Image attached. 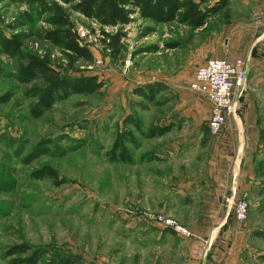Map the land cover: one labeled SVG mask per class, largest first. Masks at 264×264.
<instances>
[{
	"label": "rangeland",
	"instance_id": "rangeland-1",
	"mask_svg": "<svg viewBox=\"0 0 264 264\" xmlns=\"http://www.w3.org/2000/svg\"><path fill=\"white\" fill-rule=\"evenodd\" d=\"M27 9L0 0L1 33L19 34L23 44L17 55L0 46V264H12L17 255L7 253L17 246L30 248L26 257L33 248H43L47 258L56 251L78 256L77 264H140L144 250L138 230L146 220L155 222L165 202L155 186L171 171V164L160 162L154 151L187 125L191 130L193 121L205 119L191 107L198 104L200 113L199 97L207 98L190 85L208 29L137 20L126 27V50L114 59L102 42L101 27L73 13L94 54L93 61L73 62L46 38L51 28L47 16L30 23ZM229 10L211 17L208 27L223 25ZM32 58L62 77L95 75L104 85L93 93L59 89L53 106L42 110L40 101L54 76L46 68L27 70ZM155 81L165 88L154 101L134 92ZM125 132L137 141L126 143L132 161L112 154L116 138ZM46 166L57 177L35 178ZM259 179L264 181L263 170ZM245 199L248 218L236 221L257 228L252 242L264 251V187ZM259 260L264 264V256Z\"/></svg>",
	"mask_w": 264,
	"mask_h": 264
},
{
	"label": "crops",
	"instance_id": "crops-1",
	"mask_svg": "<svg viewBox=\"0 0 264 264\" xmlns=\"http://www.w3.org/2000/svg\"><path fill=\"white\" fill-rule=\"evenodd\" d=\"M219 1L209 0L211 5L203 7ZM227 8L223 25L210 28L207 22L197 28L208 30L195 65L211 58H242L248 69L246 88L220 135L210 137L204 120L210 118L211 102L199 97L201 112L198 104L191 111L205 119L158 144L154 152L159 161L171 164L169 176L155 186V192L165 195L159 213L176 217L193 235L146 220L138 230L144 250L140 264H263L264 251L252 242L257 228L237 223L234 207L264 187L259 179L264 171V0H228L213 16Z\"/></svg>",
	"mask_w": 264,
	"mask_h": 264
},
{
	"label": "trees",
	"instance_id": "trees-1",
	"mask_svg": "<svg viewBox=\"0 0 264 264\" xmlns=\"http://www.w3.org/2000/svg\"><path fill=\"white\" fill-rule=\"evenodd\" d=\"M27 6L25 16L28 22L33 23L43 16L51 28L45 36L52 43L62 48L71 61H93L94 54L87 39L81 36L73 13L83 15L96 22L101 27L102 42L110 50L111 56L116 59L126 50V27L137 20H152L157 23L178 21L181 24L201 28L207 24L210 17L218 13L227 4L228 0H220L213 6L203 7L209 0H13ZM136 15V17H133ZM107 28H115L108 31ZM0 46L5 52L17 55L22 50V41L19 34L6 36L0 31ZM155 48V47H154ZM150 50V49H147ZM46 68L54 76L50 86L46 89L40 101L42 110L50 109L56 99V92L61 89L75 93H93L103 87L104 82L95 75L90 77H62L55 74L56 70L45 63L32 58L27 70ZM72 68V67H69ZM33 76V73H29ZM165 87L160 82L147 84L135 89V93L149 101H154L157 94ZM41 116L42 112H38ZM135 128L141 129L140 122H133ZM164 133V132H163ZM162 133V134H163ZM127 140L137 143L131 133H121L115 140L112 148L114 159L132 161V155L126 146ZM37 179L56 178L54 168L46 166L34 173ZM30 249L26 246H17L7 255L15 256L12 264H77L80 257L71 253L56 251L49 258L43 248H33L26 257L23 256Z\"/></svg>",
	"mask_w": 264,
	"mask_h": 264
},
{
	"label": "built area",
	"instance_id": "built-area-1",
	"mask_svg": "<svg viewBox=\"0 0 264 264\" xmlns=\"http://www.w3.org/2000/svg\"><path fill=\"white\" fill-rule=\"evenodd\" d=\"M248 69L246 61L237 58L234 61L224 58H211L195 71L191 89L203 94L212 104L208 120L212 136L221 134L231 117L238 110L240 98L247 85ZM250 203L242 198L235 202L234 215L239 223L248 218ZM154 221L165 229L184 236L192 234L190 229L180 226L174 219L164 214H155Z\"/></svg>",
	"mask_w": 264,
	"mask_h": 264
}]
</instances>
